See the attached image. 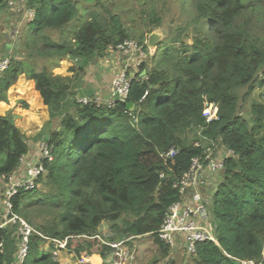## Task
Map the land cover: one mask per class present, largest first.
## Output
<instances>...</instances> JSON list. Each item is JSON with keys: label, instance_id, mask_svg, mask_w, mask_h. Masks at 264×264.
I'll use <instances>...</instances> for the list:
<instances>
[{"label": "trees", "instance_id": "trees-1", "mask_svg": "<svg viewBox=\"0 0 264 264\" xmlns=\"http://www.w3.org/2000/svg\"><path fill=\"white\" fill-rule=\"evenodd\" d=\"M100 5L103 12L91 11L70 36L56 42L47 31L64 32L80 21L77 0L27 2L35 12L22 36L28 60L11 59L0 73V102L25 74L33 80L51 120L58 119L59 124L49 135L52 160L44 162L46 175L40 179L48 189L20 191L13 198L14 211L32 223L26 208L39 205L47 219L35 229L49 238L92 237L106 221L124 236L153 237L167 254L169 247L160 241L158 231L180 199L175 185L193 159L204 157L206 146L200 143L206 137L233 155L225 160L211 199L218 244L198 243L192 255L195 264H264V104H252L249 121L238 112L237 96L242 87L254 83L264 87V38L254 31L251 20L254 15L262 22L264 0H196L191 42L184 40L182 31L161 41L156 66H141L125 101L109 107L75 99L70 107L66 102L74 95L72 79L55 75L52 68L64 57L88 62L130 37L120 15ZM151 18L153 25H161L156 14ZM35 57L46 58L47 63L37 69ZM205 98L217 106V119L210 123L202 114ZM14 117L0 115V177L12 175L29 152ZM191 130L193 140L187 135ZM173 148L178 151L175 157H164ZM125 216L131 219L120 228L118 222ZM78 239L83 242L73 249V239L68 240L67 249L77 257L83 251L91 255L96 239ZM16 242V225L0 228V264L12 263ZM44 244L45 239L32 234L23 264H59L53 247L45 250ZM110 251L102 245L101 257Z\"/></svg>", "mask_w": 264, "mask_h": 264}, {"label": "rangeland", "instance_id": "rangeland-1", "mask_svg": "<svg viewBox=\"0 0 264 264\" xmlns=\"http://www.w3.org/2000/svg\"><path fill=\"white\" fill-rule=\"evenodd\" d=\"M256 0H254L255 2ZM82 14L80 21L72 23L64 32L62 30L47 31V34L56 42H61L63 39L71 35L72 31L84 22L88 13L91 11L102 10L101 3H104L112 12L117 13L121 17V21L127 28L130 37L128 41H132L139 46V50L134 55L128 56L116 49L107 48L102 56L93 57L90 61L86 62L83 58H70L64 57L60 60L59 64L52 68L55 75H61L63 77H69L72 79V91L74 95H70L66 104L70 107L73 106L74 100L87 99L93 102L98 101L100 104L107 105L111 100L112 81L118 73L125 71V74L129 78L132 73H139L142 65H146L148 69H153L156 66L155 55L158 52L157 45L161 41L171 40L172 38L180 35L182 31V37H185V41L191 42L193 20L196 17V0H77ZM262 5V4H261ZM8 6V19H0V54L9 55L11 59L17 61L28 60V52L22 49V36L26 31V26L29 23V17L26 14L25 6H18L17 8ZM263 10H264V6ZM88 11H84L85 9ZM103 12V10H102ZM160 17L161 25L155 26L152 24V15ZM260 15V14H259ZM258 16H252L251 20L255 28V32L263 36L264 38V16L261 18L262 22L258 23ZM6 20V21H5ZM253 28V29H254ZM6 31V32H5ZM152 34H156L159 37V41L154 47L149 45V37ZM184 35V36H183ZM46 58L35 57L32 61L36 65L37 69H40L47 63ZM130 61L131 66L125 67ZM72 69H74L72 71ZM142 72L140 76H143ZM259 76H262V72ZM22 78V80H20ZM25 74H21L17 82L12 85L7 91L6 100L0 102V115H7L11 113V108L7 106L14 100L15 97H29L32 92V85ZM238 96V112L241 116L247 120H251L252 104L260 103L264 104V87H260L257 83L251 84L246 87H242L237 90ZM22 100H16L17 104H23ZM19 104V105H20ZM52 127H58L59 120L54 119L50 121ZM187 135L191 140L195 139L194 131H188ZM203 146L208 147L209 143L202 141ZM216 144V151L222 149L220 144ZM223 175V170L219 173ZM222 179V177H221ZM221 179L217 184L220 183ZM218 186V185H217ZM41 191H46L48 187L44 182L40 183L38 188ZM213 192L210 194L212 199ZM1 198V193H0ZM26 209L31 212L33 218L32 223L22 218L32 227L36 228V225L43 223L47 219L46 213L42 211L39 205H32ZM131 217L125 216L123 220L118 222L120 228H122L126 221ZM2 216L0 215V222ZM111 223L102 222L98 227L95 235H99L100 240L96 239V244L91 248L92 254L100 255L102 241L109 243H117L124 240H129L127 246L129 250L134 254L135 260L132 264H195V257L188 255L184 249V246L180 245L176 249L168 250L167 254L161 250V248L155 243L153 237L146 235L136 238H130L122 235L117 230L112 229ZM83 242L81 239H74L72 241V249L79 243ZM43 249H49V244H44ZM62 252V251H61ZM60 252V253H61ZM86 251L81 252L85 254ZM89 255V256H92ZM71 255V256H70ZM97 255L90 257V261L93 264H100L101 261ZM106 258H102V264H109L111 256L106 254ZM60 260L59 264H65L69 259L70 262L81 259L77 257L74 252L64 250L63 255L57 256ZM99 261V262H96ZM58 261V260H57ZM81 264V263H79ZM89 264V263H86Z\"/></svg>", "mask_w": 264, "mask_h": 264}, {"label": "built area", "instance_id": "built-area-1", "mask_svg": "<svg viewBox=\"0 0 264 264\" xmlns=\"http://www.w3.org/2000/svg\"><path fill=\"white\" fill-rule=\"evenodd\" d=\"M28 0H6L7 5L17 8L25 6L26 14L29 21L34 17L35 12L27 8ZM116 49L129 57L134 55L139 46L126 40L116 47ZM11 62L9 55L0 54V73L5 71ZM125 74V71L118 73L112 81L111 100L108 106L111 107L117 101H125L128 96L131 79ZM117 96V98H116ZM78 102L88 104L91 101L81 99ZM94 102L100 104L98 101ZM203 117L206 123H210L217 119V106L215 103L208 101L205 98ZM202 141L209 143L206 147L204 157L195 158L192 160V165L187 173H185L175 185L179 189L180 199L173 204L164 219L162 226L158 231V238L170 249H176L178 246H184L188 255H194L198 243L211 241L218 244L213 216L211 212V199H207L202 194V189L209 185L208 177L218 175L224 167L225 160L232 156V152L228 149L223 152L222 149L216 151V144L206 137H202ZM177 149L173 148L164 154V157L173 159L177 154ZM52 155L47 143H43L39 147V158L34 163L25 165L22 177H14V173L10 176L0 177V215L2 220L0 228L6 225L17 226V242L16 252L12 263L23 264L28 254L29 239L32 234H37L45 239L49 247H53L52 253L55 257L61 251L68 250V240L76 238H90L100 240L99 235L92 237L69 236L64 240L49 238L42 235L36 229L32 228L18 213L14 211L13 198L20 191H33L40 186V179L46 175L45 161H51ZM24 164V157L21 159L20 165ZM20 167V166H19ZM18 167V168H19ZM164 177V173L160 175ZM136 238V237H130ZM129 240L120 241L117 243H109L102 241V245L111 248V261L109 264H132L135 260L134 254L129 250L127 243ZM79 263L85 264L89 260L87 252L80 256ZM240 264H255L253 261H239Z\"/></svg>", "mask_w": 264, "mask_h": 264}, {"label": "crops", "instance_id": "crops-1", "mask_svg": "<svg viewBox=\"0 0 264 264\" xmlns=\"http://www.w3.org/2000/svg\"><path fill=\"white\" fill-rule=\"evenodd\" d=\"M3 4V8L0 9V19H8V6L6 0H0ZM6 21V20H5ZM6 32V31H5ZM127 65L125 67H130V61L125 62ZM136 73H132V76L135 77ZM22 80V78L20 79ZM30 85H32L33 90L29 93L32 98L27 97H15L14 100L8 105L7 107L11 110V113L15 115L14 122L15 125L21 130L23 133L26 143L29 147V152L27 155L24 156V164L20 165L17 171L13 174L14 177H22L24 173L25 165L29 163H34L39 158V147L43 143H47L50 133L54 130L55 127L51 129V116L47 106L44 105L42 98L40 97L39 92L35 89V84L33 81H30ZM22 100V103H27V107L24 104H17L16 100ZM59 129V128H58ZM223 152H226V148L223 147ZM222 176L215 175L208 177L209 185L202 189V194L207 199H211L210 194L216 189L217 187V180L221 179ZM218 180V181H219ZM222 180V179H221ZM60 256L63 255V251L59 253ZM97 254H92L95 256ZM59 256V255H58ZM71 256V255H70ZM89 256V259L90 257ZM99 256V255H97ZM101 264L103 263L102 257ZM58 262L60 261L57 258ZM63 260H68L65 264H79L78 260L74 262H70L69 259L63 258ZM89 264H93L92 261L88 260ZM85 263V264H86Z\"/></svg>", "mask_w": 264, "mask_h": 264}, {"label": "water", "instance_id": "water-1", "mask_svg": "<svg viewBox=\"0 0 264 264\" xmlns=\"http://www.w3.org/2000/svg\"><path fill=\"white\" fill-rule=\"evenodd\" d=\"M159 41V37L158 35L156 34H152L150 37H149V45L154 47L156 45V43ZM145 72V71H144ZM146 73V72H145ZM145 73H143V76L145 75ZM117 98V96H116ZM132 108V104H129L128 105V109H131Z\"/></svg>", "mask_w": 264, "mask_h": 264}, {"label": "bare ground", "instance_id": "bare-ground-1", "mask_svg": "<svg viewBox=\"0 0 264 264\" xmlns=\"http://www.w3.org/2000/svg\"><path fill=\"white\" fill-rule=\"evenodd\" d=\"M97 257H98V259L101 261V258H100L99 256H97ZM96 262H99V261L96 260ZM100 264H101V263H100Z\"/></svg>", "mask_w": 264, "mask_h": 264}]
</instances>
